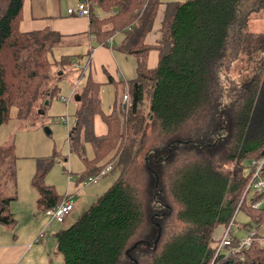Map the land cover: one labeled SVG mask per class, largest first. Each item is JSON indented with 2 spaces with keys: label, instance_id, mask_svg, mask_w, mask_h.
Instances as JSON below:
<instances>
[{
  "label": "trees",
  "instance_id": "trees-1",
  "mask_svg": "<svg viewBox=\"0 0 264 264\" xmlns=\"http://www.w3.org/2000/svg\"><path fill=\"white\" fill-rule=\"evenodd\" d=\"M84 2L107 13L99 18L90 12L88 33L101 45L124 33L121 50L137 59V68L127 83V111L120 99L103 114L100 87L90 78L77 96L68 139L80 155L84 140L95 157L102 147L117 149L113 167L119 178L57 233L62 264H264V189L248 187L256 170L252 163L264 160V35L250 30L253 19L264 18V0L167 3L154 46L144 38L159 0ZM23 5L24 0H0V126L13 107L25 118L53 96L52 70L63 73V60L52 56L64 36L49 29L21 32ZM150 50L158 52L152 70L146 65ZM238 62L247 76L236 81L229 72ZM97 116L106 133L90 136ZM11 151L0 148V172ZM139 168L137 187L130 179ZM5 171L14 180L12 163ZM258 178L264 179V163ZM33 185L42 211L60 201L51 187L35 180ZM6 201L0 199L4 224L13 221L3 214ZM164 202L171 211L166 230L163 219L154 224L163 218L154 210ZM241 211L249 219L242 229L255 234L250 246L239 248L243 237L232 235L231 245L215 255L213 229L233 224Z\"/></svg>",
  "mask_w": 264,
  "mask_h": 264
},
{
  "label": "rangeland",
  "instance_id": "rangeland-1",
  "mask_svg": "<svg viewBox=\"0 0 264 264\" xmlns=\"http://www.w3.org/2000/svg\"><path fill=\"white\" fill-rule=\"evenodd\" d=\"M250 30L256 34L264 35V18L259 17L253 19L250 22ZM64 40L65 43L62 41L64 44L55 49L52 57L59 61L61 55H64L65 52L68 51L71 59L68 57L62 61V74L60 72L57 73L58 71L52 70V82L50 86H56V93L49 97L48 100H45L44 102L39 101L35 104L32 108L31 114L25 118L18 117L17 109L13 107L10 112L9 120L0 126V148H12L9 158L3 166L2 172H0V199L7 200L6 203L2 202L5 203L2 204L3 214L5 216L15 215L18 219L17 222L22 221L25 215L32 217L33 214L39 212L36 210L39 192L35 185H33L34 180L37 184L40 183V185L42 184L44 187H52V190H55H53L54 194L60 195L63 193L64 195L67 192V188H73L75 183L74 180L79 178L81 171H86L93 162L104 164L114 163L115 165L114 161L118 160L120 155L116 156V153L119 152L117 149L106 152L102 147L100 149L101 154L99 156L96 154L95 157L92 148L93 145L85 140L81 142L85 147L84 152L80 155L74 150L72 142L68 139L69 131L75 124V114L69 115L68 113L69 119L67 124H64L61 121L62 116H65V104L68 99L65 98L66 101L62 102L63 98L61 97H67L71 89L78 90L80 88V69L90 54V50L86 51L84 54H78V51L81 52V50L79 49L76 51V49L73 48L69 50L67 38H64ZM130 57L135 60V57ZM71 60L73 61V66L69 67ZM242 69L243 64L240 62L234 64L229 72L230 77L238 81L247 76L242 72ZM126 79L127 81H130L131 78L127 77ZM67 86L70 90L69 93L65 95L64 89ZM121 93L122 86L118 88V96L120 99ZM106 96L107 93L104 92V97ZM104 97L103 100L101 98V111L104 114L108 111V113H111L112 104L114 105L115 102L114 100L108 102ZM76 99V95H72L71 98L68 99L70 100L69 104H76ZM47 101L48 104L45 105V102ZM259 120V117L256 119L254 117L253 119L256 124H260ZM48 131L50 133H48ZM104 133H106V126L101 117L97 116L94 118L93 133L90 132L89 135L98 136ZM253 133L256 137L260 138V134H258L257 131H253ZM81 144H79L78 148ZM89 159L92 160L89 161ZM85 160L89 161V163H86ZM9 163L13 164L14 180H11L9 174L5 171ZM140 171V168L139 170H135L130 179L131 183L137 187H140L136 182L140 178ZM118 178L119 171L116 168H113V171L102 177L100 181L105 179L103 182L106 184L107 182L109 183L105 188H102V186L99 187V195H102V193H104ZM262 181H264V179ZM94 185H82L84 186L82 188L86 189ZM72 199L75 202L74 196ZM141 202H144L142 195ZM157 205L158 206L154 212L156 215L158 214L163 218H158V220L154 221V224L155 226L157 223L160 224V220L163 219L161 223H163L164 226L163 230H166L169 223L166 214L171 212L167 208L169 205H167V202ZM248 222V217L243 211H241L236 216L233 224L230 222L228 225L215 227L212 233V239H215V241L213 240L214 242L211 243V248L215 252V255L219 240L222 235L225 234L226 229L229 227L231 237L234 235L235 237L245 238L247 236V231L242 228L243 225H246ZM141 230L143 231L142 228ZM139 234L141 233L139 232ZM249 234L250 233L248 232V235ZM254 236L255 234H253V237L251 236V238H254ZM255 241L260 243V239L258 238Z\"/></svg>",
  "mask_w": 264,
  "mask_h": 264
},
{
  "label": "crops",
  "instance_id": "crops-1",
  "mask_svg": "<svg viewBox=\"0 0 264 264\" xmlns=\"http://www.w3.org/2000/svg\"><path fill=\"white\" fill-rule=\"evenodd\" d=\"M159 1L160 5L152 28L144 38V44L148 46L156 45L160 38V28L166 7L165 4L175 2L181 3L185 0ZM81 2H84V0H24L19 30L25 33L49 29L67 38L69 50L71 48L76 49V51L80 49L81 52L78 51V54H84L86 51L90 50V54L80 69V88L78 90H70L67 86L64 89V93L66 95L70 90L69 97H61L63 98L62 102L66 101L65 98L70 99L74 94L77 98L78 94L85 87L88 78H90L100 87V99L102 98L103 100L105 92L107 96L104 98L108 102L114 100L115 104L118 105L120 99L118 96V88L122 86L123 91L125 83L127 84L135 79L137 59L135 58V60H133L130 55L121 50L125 38L124 33H116L112 36L110 41L108 40L106 45L98 44L96 39L88 33L89 18L68 14L69 9H76ZM93 6L94 4H91V6L89 4L91 15L94 14L99 18L106 17L107 13H105L101 7L95 5L92 9ZM64 38L62 41L65 43ZM64 43L61 42L57 47L60 45L62 46ZM68 53L69 52L66 51L64 55H61L60 59L64 60L68 57L70 58L71 56ZM157 62L158 52L150 50L147 53V69L152 70L156 68ZM70 66H73L72 60L70 61L69 67ZM125 77H130V81H127ZM68 99L65 104L66 120H62L64 124L68 122V113L69 115L75 114L74 117L76 121V111L79 107L78 102L74 105L69 104L70 100ZM114 105L112 104V109ZM108 112L105 115L110 114ZM92 159H89V161ZM103 164L104 163L93 162L86 171H81L79 178L74 180L75 183L72 189L67 188V192L65 191L66 193L64 195L63 193H61L62 195L55 194L58 199H62V197L68 195L70 201L73 203L71 213L62 224L51 221L50 217L45 214V211L40 209L38 203L36 210L39 212L33 214L32 217L25 215L22 221L17 222V217L11 215L13 220L12 223H0V264H62L61 256L57 252L56 235L59 231L65 230L73 225L80 214L85 212L101 196L99 195V187L102 186V188H105L109 183L107 182L106 184L103 182L105 179L94 183L96 185L91 184L94 186H90L86 189L82 187L87 185L84 183L86 179L93 174L94 170H97V168H100ZM73 196L75 197V202L72 199ZM40 234H42V237L35 243L36 237Z\"/></svg>",
  "mask_w": 264,
  "mask_h": 264
},
{
  "label": "built area",
  "instance_id": "built-area-1",
  "mask_svg": "<svg viewBox=\"0 0 264 264\" xmlns=\"http://www.w3.org/2000/svg\"><path fill=\"white\" fill-rule=\"evenodd\" d=\"M69 15H75L77 17H89L90 15V8L89 5L86 2H81L76 9H69L68 10ZM130 94L128 90V86L125 83L124 85V93L121 98V107H123L124 111H127L130 106ZM264 163V160L259 161L258 163L253 162L252 165L255 166L256 170L254 173V176L252 178V181L250 182L248 187H253L257 190H263L264 189V181L260 180L258 178L259 172L261 170V167ZM113 163L107 164L104 168H102L99 172H97L94 175L89 176L84 184H94L101 180L102 177L106 176L108 173L113 171ZM260 204L257 203L254 205V208H259ZM73 208V203L70 201L68 195L65 197H62V199L52 208L45 211V214L50 217V220L53 222H56L58 224H62L64 220L68 217V215L71 213ZM250 234L243 238L240 242L239 248H247L249 244L252 241L251 236H253L254 233L249 232ZM42 237V234H40L35 239V243L40 240ZM231 245V235L229 227L226 229L225 234L222 235L221 239L219 240V244L216 248V255L217 253L221 252L222 250L228 248Z\"/></svg>",
  "mask_w": 264,
  "mask_h": 264
},
{
  "label": "water",
  "instance_id": "water-1",
  "mask_svg": "<svg viewBox=\"0 0 264 264\" xmlns=\"http://www.w3.org/2000/svg\"><path fill=\"white\" fill-rule=\"evenodd\" d=\"M48 104V101L47 102H45V105H47ZM48 133H49V131H48Z\"/></svg>",
  "mask_w": 264,
  "mask_h": 264
}]
</instances>
